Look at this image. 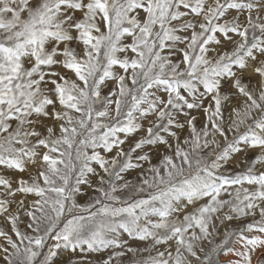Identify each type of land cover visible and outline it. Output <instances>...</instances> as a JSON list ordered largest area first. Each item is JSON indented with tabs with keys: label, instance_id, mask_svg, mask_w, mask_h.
I'll return each instance as SVG.
<instances>
[{
	"label": "snow or ice",
	"instance_id": "1",
	"mask_svg": "<svg viewBox=\"0 0 264 264\" xmlns=\"http://www.w3.org/2000/svg\"><path fill=\"white\" fill-rule=\"evenodd\" d=\"M0 264H264V0H0Z\"/></svg>",
	"mask_w": 264,
	"mask_h": 264
}]
</instances>
